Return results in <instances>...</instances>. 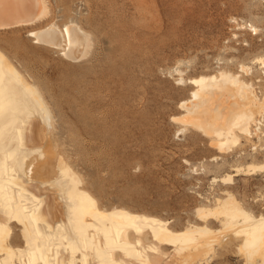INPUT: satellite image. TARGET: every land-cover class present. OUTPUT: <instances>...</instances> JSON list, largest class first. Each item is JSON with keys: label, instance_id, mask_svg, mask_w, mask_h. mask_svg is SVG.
<instances>
[{"label": "rangeland", "instance_id": "rangeland-1", "mask_svg": "<svg viewBox=\"0 0 264 264\" xmlns=\"http://www.w3.org/2000/svg\"><path fill=\"white\" fill-rule=\"evenodd\" d=\"M46 4L35 24L0 28V50L33 78L48 106L54 138L101 206L153 215L181 230L203 224L195 207L213 205L227 189L246 209L264 214V172L233 176L232 184L213 181L236 165L264 162V113L260 133L241 136L228 151L172 119L182 115L178 103L194 87L187 79L200 74L238 72L263 96L257 58L264 57V0ZM72 22L88 36L77 60L62 54L64 41L52 47L28 34L51 23L63 30ZM241 64L250 66V73L241 71ZM207 225L218 228L220 222ZM223 241L221 247L213 241L199 260L190 257L186 264H246L238 241ZM17 242L23 244L20 237Z\"/></svg>", "mask_w": 264, "mask_h": 264}, {"label": "bare ground", "instance_id": "bare-ground-1", "mask_svg": "<svg viewBox=\"0 0 264 264\" xmlns=\"http://www.w3.org/2000/svg\"><path fill=\"white\" fill-rule=\"evenodd\" d=\"M46 10V0H0V28L35 24ZM28 34L52 47L64 41L62 54L69 59L77 60L88 45L87 34L73 22ZM257 61L264 76V57ZM240 70L250 73V66L241 64ZM28 78L0 50V264H186L190 257L199 260L213 241L221 247L227 239L238 241L246 264H264V214L246 209L230 190L213 205L195 207L203 224L181 230L153 215L101 206L54 138L48 106ZM187 81L194 87L178 103L182 115L172 119L211 136L219 151L260 133L264 92L259 97L238 72L220 69ZM231 170L213 181L232 184L233 176L264 172V162ZM210 220L220 226L209 227Z\"/></svg>", "mask_w": 264, "mask_h": 264}]
</instances>
